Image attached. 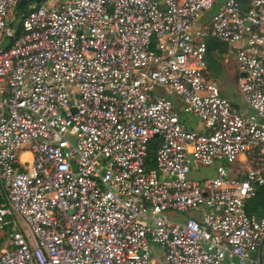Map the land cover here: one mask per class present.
I'll use <instances>...</instances> for the list:
<instances>
[{
    "label": "built area",
    "instance_id": "built-area-1",
    "mask_svg": "<svg viewBox=\"0 0 264 264\" xmlns=\"http://www.w3.org/2000/svg\"><path fill=\"white\" fill-rule=\"evenodd\" d=\"M21 1L0 0V264H264L245 209L264 189V0H223L205 27L220 0L32 1L4 50ZM209 38L250 114L207 76Z\"/></svg>",
    "mask_w": 264,
    "mask_h": 264
},
{
    "label": "rangeland",
    "instance_id": "rangeland-1",
    "mask_svg": "<svg viewBox=\"0 0 264 264\" xmlns=\"http://www.w3.org/2000/svg\"><path fill=\"white\" fill-rule=\"evenodd\" d=\"M41 3L45 4L47 7H51L50 0H42ZM215 8V7H214ZM213 8V9H214ZM29 9V4L25 5L21 10H18L17 7H14L9 10L8 12V27L12 30L15 31L18 27V25L21 23L22 18L24 17L25 13ZM17 11L16 15H14V11ZM212 11V10H211ZM7 38L4 37L1 39V45L4 47L7 44ZM236 64V63H235ZM219 87L221 90L224 92V97L233 102L234 104L240 105L241 110L244 109V106L241 105V98L240 95L236 89V83H235V77L228 75L220 82H218ZM156 93L161 96H165L168 100L171 101L173 107L175 110L178 112L179 116L182 118L181 121L183 122L184 126L189 130L193 131L195 133L201 132L203 133L202 130V123L195 117H193L191 114L184 113L183 112V104L180 99L176 94L174 93H169L167 90L162 91L160 89H156ZM243 103V102H242ZM25 151V149H24ZM19 155H21L19 158L20 160H25L27 158V154H23V152H20ZM227 167V165L225 164ZM215 167H206L202 166L200 163L197 161L193 160L191 158V172L188 175L189 178L194 179L195 181H203L209 176H214L215 174ZM167 216L169 219L173 222H183L185 221L188 217H192L194 213L190 212L187 214H179L175 211H167L166 212Z\"/></svg>",
    "mask_w": 264,
    "mask_h": 264
},
{
    "label": "crops",
    "instance_id": "crops-1",
    "mask_svg": "<svg viewBox=\"0 0 264 264\" xmlns=\"http://www.w3.org/2000/svg\"><path fill=\"white\" fill-rule=\"evenodd\" d=\"M222 2L223 0H220L215 5V8L212 9V11L203 14L202 17L197 21L196 27L209 26L212 16L218 11ZM205 43H206L205 63H206L207 76L217 84L220 95L223 98H225L224 92L219 87L218 82H220V80H222L226 76L231 75L235 77L236 89L238 91V82H239L240 74L237 71L234 57L230 53V48L224 43H221L211 38L207 39ZM240 98L242 100L241 95ZM229 102L245 115L250 114V111L246 108L243 100L241 101V105L244 106L243 110L239 108L241 107L240 105L234 104L231 101ZM246 165L247 163L243 164V168L241 171H244L245 167L247 168ZM234 169L232 168L230 170V174L232 175L236 174V171ZM245 209L247 213L256 216L257 215L260 216L264 212V189H259L254 198L249 199L245 202Z\"/></svg>",
    "mask_w": 264,
    "mask_h": 264
},
{
    "label": "water",
    "instance_id": "water-1",
    "mask_svg": "<svg viewBox=\"0 0 264 264\" xmlns=\"http://www.w3.org/2000/svg\"><path fill=\"white\" fill-rule=\"evenodd\" d=\"M32 1L38 3V2H40L41 0H22V1L18 4L17 9H18V10H21L25 5L29 4V3L32 2ZM18 31H19V25H18L17 29L15 30L14 34H13L11 37L8 38V44L6 45V47H5L4 50H7V49L11 46V43L13 42V40L15 39V37L17 36Z\"/></svg>",
    "mask_w": 264,
    "mask_h": 264
},
{
    "label": "trees",
    "instance_id": "trees-1",
    "mask_svg": "<svg viewBox=\"0 0 264 264\" xmlns=\"http://www.w3.org/2000/svg\"><path fill=\"white\" fill-rule=\"evenodd\" d=\"M242 5L244 6V2H242ZM158 142H159L158 138H154L152 140V143L150 145V148L148 150V155H147V158H146V162H147L148 165H153V155H154V152H155V150H156V148L158 146ZM1 240H2V238H1Z\"/></svg>",
    "mask_w": 264,
    "mask_h": 264
}]
</instances>
